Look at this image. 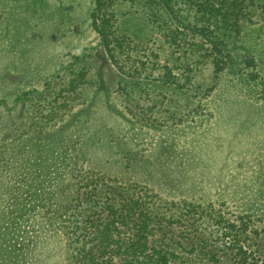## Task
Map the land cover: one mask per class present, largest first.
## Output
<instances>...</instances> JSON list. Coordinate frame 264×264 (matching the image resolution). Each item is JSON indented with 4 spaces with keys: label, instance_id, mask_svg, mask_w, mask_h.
I'll list each match as a JSON object with an SVG mask.
<instances>
[{
    "label": "trees",
    "instance_id": "trees-1",
    "mask_svg": "<svg viewBox=\"0 0 264 264\" xmlns=\"http://www.w3.org/2000/svg\"><path fill=\"white\" fill-rule=\"evenodd\" d=\"M12 2L0 0V26L9 22ZM89 17L122 77L121 104L136 121L200 125L212 117L209 99L220 77L264 110V0H92ZM253 25L260 57L242 48ZM207 67L208 79H200ZM84 73L71 78L66 96L79 91L87 98ZM50 106L53 113L62 109L54 100ZM28 123L0 135V174L13 205L0 218L2 250L10 243L19 248L12 224L24 232L62 233L69 264H264V253L255 257L251 238L220 210L176 206L136 183L77 169L75 155L88 159L91 144L84 124L79 136L69 133L59 143L55 129ZM256 227L254 238L261 240L264 227ZM21 250L11 252L14 260Z\"/></svg>",
    "mask_w": 264,
    "mask_h": 264
},
{
    "label": "rangeland",
    "instance_id": "rangeland-1",
    "mask_svg": "<svg viewBox=\"0 0 264 264\" xmlns=\"http://www.w3.org/2000/svg\"><path fill=\"white\" fill-rule=\"evenodd\" d=\"M12 1L10 23L0 26V135L32 120L36 129H55L52 138L60 143L69 133L79 136L84 124L91 144L88 159L75 155L77 169L83 165L136 183L176 206L220 210L251 238L254 256L263 255L264 237L254 238L253 232L264 227V110L220 77L209 99V120L174 129L140 123L122 106L116 91L122 77L90 25L92 0ZM249 27L242 48L260 57L263 48L254 40V25ZM80 69L87 98L79 91L68 97L64 87ZM208 71L200 79H208ZM53 100L62 108L57 113L51 111ZM10 191L0 174L1 219L13 206ZM10 229L21 257L14 260L11 252L19 248L12 243L5 250L0 243V264H69L62 233L24 232L12 224Z\"/></svg>",
    "mask_w": 264,
    "mask_h": 264
}]
</instances>
